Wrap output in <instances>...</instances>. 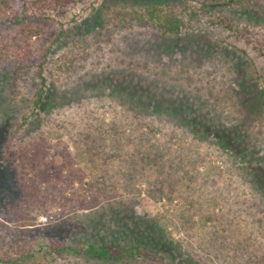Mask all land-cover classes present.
Returning <instances> with one entry per match:
<instances>
[{
    "label": "rangeland",
    "instance_id": "374dc122",
    "mask_svg": "<svg viewBox=\"0 0 264 264\" xmlns=\"http://www.w3.org/2000/svg\"><path fill=\"white\" fill-rule=\"evenodd\" d=\"M155 1H0V264L264 258V0L219 7L250 43L111 20Z\"/></svg>",
    "mask_w": 264,
    "mask_h": 264
},
{
    "label": "trees",
    "instance_id": "16d2710c",
    "mask_svg": "<svg viewBox=\"0 0 264 264\" xmlns=\"http://www.w3.org/2000/svg\"><path fill=\"white\" fill-rule=\"evenodd\" d=\"M4 3L6 9L9 10L11 17L10 22L13 25H20L25 22L28 15V5L33 7L46 8H62L73 0H0ZM244 1L247 0H225L216 3L203 2L197 5L193 0H158L148 4H142L135 7L127 5H114L110 9L111 20L114 23H119L122 26L135 24L141 27H149L160 31L163 35L178 36L181 32L199 29L202 26L210 29H219L234 36L240 41L250 43V31L239 25L238 21L228 16L221 6H232L239 3L244 6ZM126 23V24H125ZM125 24V25H124ZM148 138V136H145ZM145 140V139H144ZM19 163L26 160V156L17 159ZM8 161V159H7ZM45 173H43V176ZM98 186L106 187L108 182L104 179L101 183L97 182ZM160 190V188H159ZM82 201H85L82 200ZM54 248L53 246H51ZM55 251V249H52ZM87 251L94 252L99 256H113L117 251L115 248L110 249L97 247L93 244L87 247ZM107 256V257H109ZM21 258L28 259L27 255ZM258 259V258H256ZM1 260V259H0ZM15 262L13 260H9ZM24 261V260H23ZM259 264H264V258L257 260Z\"/></svg>",
    "mask_w": 264,
    "mask_h": 264
},
{
    "label": "built area",
    "instance_id": "2783aa9c",
    "mask_svg": "<svg viewBox=\"0 0 264 264\" xmlns=\"http://www.w3.org/2000/svg\"><path fill=\"white\" fill-rule=\"evenodd\" d=\"M44 220H45V218H44Z\"/></svg>",
    "mask_w": 264,
    "mask_h": 264
}]
</instances>
